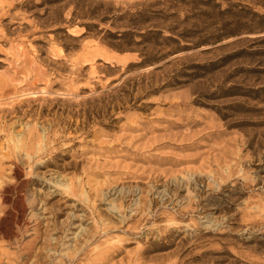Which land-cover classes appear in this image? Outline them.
Returning <instances> with one entry per match:
<instances>
[{"label":"rangeland","instance_id":"obj_1","mask_svg":"<svg viewBox=\"0 0 264 264\" xmlns=\"http://www.w3.org/2000/svg\"><path fill=\"white\" fill-rule=\"evenodd\" d=\"M15 105L0 264H264V0H0Z\"/></svg>","mask_w":264,"mask_h":264},{"label":"bare ground","instance_id":"obj_2","mask_svg":"<svg viewBox=\"0 0 264 264\" xmlns=\"http://www.w3.org/2000/svg\"><path fill=\"white\" fill-rule=\"evenodd\" d=\"M104 58L107 61L112 60V59L113 60L115 59L117 61L124 60V56L123 55H119L117 53L116 54H106L104 56ZM15 110L21 112L19 108H16V105L12 106L11 108L1 109L0 111L2 113H9V112H12V111H15ZM21 172H22V168H21L20 164L18 162H16V161L13 162V166L11 168V175L14 177V180L10 184L5 185L2 188V190H0V195H5L7 193L11 197L10 198V205H13V203L16 204L15 203L16 201H14V198H13V193H15L14 190H15L16 186L18 185L17 178L19 177ZM31 206H33V205H31ZM3 262L5 264H8L6 261H3Z\"/></svg>","mask_w":264,"mask_h":264}]
</instances>
